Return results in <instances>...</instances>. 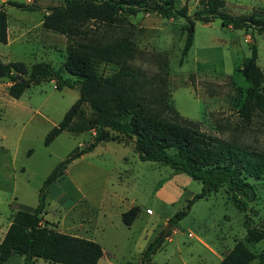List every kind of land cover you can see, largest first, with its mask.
<instances>
[{"label":"rangeland","instance_id":"obj_1","mask_svg":"<svg viewBox=\"0 0 264 264\" xmlns=\"http://www.w3.org/2000/svg\"><path fill=\"white\" fill-rule=\"evenodd\" d=\"M62 2L0 0V8L7 15V37L6 43L0 44V61L21 62L27 70L33 63L46 62L60 71L63 78H72L63 68L66 47L72 41L41 27L42 16L47 9ZM8 3L24 4L31 10L19 9ZM222 3L221 11L231 17L264 19V0H222ZM173 6L175 9L185 7L190 17L201 10L200 0H174ZM184 27L183 18L170 19L140 12L126 17L122 27L116 28L112 35L124 32L129 35L134 50L129 65L143 75L144 90L152 99L153 111H160L161 116L172 120L182 118L195 122L206 135L264 155V120L253 111L250 123L244 125L237 114L247 88L238 69L249 56L252 44L257 49L256 64L264 75V31L258 35L255 31L251 33L250 30L222 26L217 19L207 23L195 20L191 48L179 65ZM89 30L88 38L98 37L101 32L94 26ZM96 70L109 75L116 71V67L99 63ZM8 85L7 78H0V239L12 212L15 209L30 210L50 170L73 148H84L93 135V132L83 135L62 132L44 146L47 132L77 99V89L63 87L57 90L55 82L47 81L31 86L19 99L13 100L6 94ZM81 112L90 118L86 105L81 107ZM109 133L119 137L114 132ZM124 141L126 146L111 141L98 143L91 153L84 155L86 163L74 161L76 164L68 166L70 169L66 175L46 189L48 208L43 215L44 220L51 223L60 212L57 221L62 224L61 229L67 234L81 235V229L74 230L73 227L85 223L80 209L82 205L79 202L78 206H69L77 202L81 192L91 194L90 191L95 192L100 186L109 188L111 184L118 191L128 190L139 207L129 235L136 236L140 227L151 224L152 237H156L170 226L163 218L170 219L181 211L187 200L200 191V183L168 166L139 162L132 140L125 137ZM122 156L125 162L120 160ZM87 163L104 166L109 171V179L105 183L97 177L92 180L88 176ZM123 170L129 172L125 179L119 175ZM174 176L177 178L173 179ZM180 177L187 179V183L182 185V194H177L173 186L181 182ZM168 179L172 181L169 183ZM247 182L255 191V199L247 204L248 211L236 210L229 201L226 186H223L217 193L194 202L185 216L167 229L168 237L163 247L147 264H194L196 238H202L218 250L229 249L235 241L244 240L245 219L248 226L264 229V178H249ZM161 184L166 185L167 200L172 199L169 203L153 196ZM145 208L152 214H146ZM53 225L51 229L57 231V225ZM171 228L174 231L172 235ZM167 238L171 239L170 242L166 241ZM246 245L258 254L264 241ZM107 259L113 264H136L138 255L133 250L127 252L124 249L116 255H108ZM104 263L105 258L101 264ZM0 264H22V259L12 255ZM34 264L52 263L37 259ZM207 264L211 263L207 261Z\"/></svg>","mask_w":264,"mask_h":264},{"label":"trees","instance_id":"obj_2","mask_svg":"<svg viewBox=\"0 0 264 264\" xmlns=\"http://www.w3.org/2000/svg\"><path fill=\"white\" fill-rule=\"evenodd\" d=\"M8 4L31 10L24 4ZM173 5L174 0H63L61 5L49 7L42 16L41 27L72 41L66 47L63 68L73 79L63 78L60 71L46 62L33 63L27 70L21 62L0 61V78L9 81L6 94L10 99L17 100L31 86L47 81L55 82L57 90L63 87L77 89V99L47 132L44 146L62 132H93L91 141L84 148H73L47 174L38 190L33 210L12 212L0 239V262L16 255L21 257L22 264H34L37 259L52 264H96L102 256L97 243L55 231L51 229L54 225L44 220L46 189L64 175L73 161L90 152L98 143H125V137L132 140L139 162L168 166L200 183V191L168 219L170 226L183 218L194 202L217 193L223 186H226L229 201L236 210H249L247 204L255 199V191L247 179L264 178V155L206 135L195 122L177 116L178 120H172L161 116L160 111H153L152 99L144 90L143 75L129 65L134 56L129 35L124 32L113 36L112 32L122 27L126 17L140 12L170 19L183 18L185 36L180 65L191 48L195 20L207 23L217 19L222 26L255 31L260 35L264 31V19L231 17L221 11L222 0H200L201 10L192 17L187 16L185 7L175 9ZM90 26L101 29L98 37L88 38ZM6 29L7 15L0 8V44L6 43ZM256 60L257 49L252 44L249 56L238 69L247 85L244 100L237 110L244 125L250 123L253 111L264 120V75ZM99 63L113 65L116 71L109 75L100 74L96 70ZM83 105L88 107L90 118L82 114ZM138 211V207L133 206L123 212L120 216L122 224L130 226ZM243 224L244 240L235 241L218 264H264V246L255 254L246 245L264 241V229L248 226L247 219ZM161 235L162 232L147 244L138 264L149 262L160 249L168 233L164 237Z\"/></svg>","mask_w":264,"mask_h":264},{"label":"crops","instance_id":"obj_3","mask_svg":"<svg viewBox=\"0 0 264 264\" xmlns=\"http://www.w3.org/2000/svg\"><path fill=\"white\" fill-rule=\"evenodd\" d=\"M83 135V134H82ZM123 146H126L125 143H119ZM95 148H93L91 151H93ZM88 152L84 155H87ZM82 155L80 158L76 159L77 162H85V159L87 157H84ZM137 158V157H136ZM121 161L125 162V157L122 156L120 158ZM73 164L74 161L72 162ZM72 163L70 164L72 166ZM69 165V167H70ZM66 168L64 174L66 175L67 171L70 168ZM104 166H95L91 163H87V169L89 170L88 176L94 180L95 177L100 178L104 183L106 180L109 179V171L105 170L103 168ZM51 171V170H50ZM128 171L123 170L122 173L119 175L122 176V178L128 177ZM92 175V176H91ZM176 175V174H175ZM177 176H174L173 179H176ZM181 182H179L177 185L173 186L174 192H177V194H182V189L184 184L187 183V179L180 177ZM119 182H120V178ZM190 179V178H189ZM172 180L168 179V182L170 183ZM103 185L105 186V184ZM175 183V182H174ZM126 185V183L124 184ZM111 187L108 188V186L102 187L100 186L97 191L93 192L90 191L91 194H88L87 192L80 193L79 201L73 202L69 208H73L76 206L79 202L81 203V212L83 215V224L78 227L74 225V230L81 229L82 234H74L65 233L61 227L62 224L59 223L57 220L59 219V214L57 215V219L54 220L53 224L57 225L55 229L63 234H67L70 236L82 238L88 241H92L97 243L102 251V256L99 258L96 264H101L102 260L105 258L104 264H113L109 259H107L108 255H116L119 251H122L124 249L129 252L130 250H133L136 255H138V261L136 264L139 263L141 253L146 248L147 244L151 242L155 237H152V225L151 224H144V227H140V232L136 236L129 235V230L131 229L132 224L136 220L134 219L133 223L130 226H124L121 222L120 216L123 212L127 211L129 208L136 206V201L130 197V193L128 190H122L118 191L116 188ZM165 184H161L156 191L154 192L153 196L160 200H167L169 193L165 191L166 187ZM76 190L79 193V189L76 187ZM77 193V194H78ZM94 193V194H92ZM191 198V197H190ZM189 198V199H190ZM170 199L167 200V202H170ZM37 204V198L35 205L28 211L33 210V208ZM78 206V205H77ZM47 199L45 198V213H47ZM139 209V207H138ZM15 209L14 211H16ZM149 209L145 208V213L151 215V211L149 213ZM139 213V211H138ZM137 213V215H138ZM160 220V218H157ZM165 221H168L169 217L163 218ZM171 227V226H170ZM174 231L171 228V234L172 235ZM170 238H167L166 241L170 242ZM165 241V240H164ZM197 243L194 245L195 248V257H194V264H207V261H209L211 264H218V262L222 259V257L232 248V246L229 249L224 250H218L217 248H213L210 246L205 240L202 238H196ZM164 244V242H163ZM163 244L161 245L160 249L157 251L159 252L161 248L163 247ZM132 248V249H131ZM156 252V253H157ZM155 253V254H156ZM154 254V255H155ZM152 255L150 257L149 262L151 261V258L154 256ZM212 261V262H211ZM147 262V263H149ZM144 263V264H147Z\"/></svg>","mask_w":264,"mask_h":264},{"label":"water","instance_id":"obj_4","mask_svg":"<svg viewBox=\"0 0 264 264\" xmlns=\"http://www.w3.org/2000/svg\"><path fill=\"white\" fill-rule=\"evenodd\" d=\"M169 227H170V226H167L166 229L163 230L162 235H161L162 237H164V236L166 235L167 229H168Z\"/></svg>","mask_w":264,"mask_h":264},{"label":"built area","instance_id":"obj_5","mask_svg":"<svg viewBox=\"0 0 264 264\" xmlns=\"http://www.w3.org/2000/svg\"><path fill=\"white\" fill-rule=\"evenodd\" d=\"M187 236H188V237H190V235H189V234H188Z\"/></svg>","mask_w":264,"mask_h":264}]
</instances>
